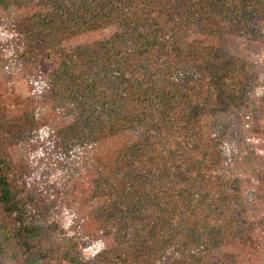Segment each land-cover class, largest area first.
Segmentation results:
<instances>
[{"label":"trees","instance_id":"obj_1","mask_svg":"<svg viewBox=\"0 0 264 264\" xmlns=\"http://www.w3.org/2000/svg\"><path fill=\"white\" fill-rule=\"evenodd\" d=\"M15 2L30 13L24 14L18 6L2 8L7 18L0 19V31L6 36V44L0 41V60L19 68L24 76H35L37 42L49 46L48 56L56 55V64L44 74L46 95L63 121L55 129V140L101 124L123 106L132 85L123 76L108 72L107 63L124 61L134 63L140 83L134 99L144 108L145 117L153 120V132L171 137L186 133L214 106H228L239 97L230 84L231 69L220 65L217 51L183 34L186 21L221 17L260 23L264 19V0H74L77 7L71 10L48 9L59 0ZM96 30H110L108 42L114 46L106 58L74 41L77 33ZM6 46L12 47L10 54ZM142 58L141 62L134 60ZM4 65L0 71H6ZM12 83L0 78V237L25 256L45 260L52 242L31 235L38 223L60 213L64 203L60 194L50 195L57 194L55 189L45 192L41 185L28 184L30 171L21 169L22 165L17 168L10 153L12 146L34 141L49 117L39 113L35 99L16 94ZM137 143L126 142L106 157L95 156L92 169L87 170L86 198L91 197L101 210L105 231L127 241L131 261L205 264L193 254L189 238L165 234L166 227L179 217L181 202L168 187V167L157 157L136 161L141 151ZM89 218H96L95 212ZM255 242L250 235L246 244L252 249ZM129 253L123 247L111 256L101 252L96 264H126Z\"/></svg>","mask_w":264,"mask_h":264},{"label":"rangeland","instance_id":"obj_2","mask_svg":"<svg viewBox=\"0 0 264 264\" xmlns=\"http://www.w3.org/2000/svg\"><path fill=\"white\" fill-rule=\"evenodd\" d=\"M58 3L48 9L77 7L74 0ZM17 6L15 0H0V19L7 18L2 8ZM20 8L24 14L30 13L27 7ZM184 28L188 39L199 38L206 47L217 51L220 65L231 69L230 84L239 97L228 106H214L186 133L173 137L155 134L153 120L145 117L144 108L136 104L134 92L140 83L133 61L107 63L108 72L118 78L123 76L132 85L123 106L105 122L87 127L73 137L56 136L55 140V129L63 121L52 109L53 100L46 95L44 74L56 64V55L48 56L49 46L36 41V66H32L37 71L35 76H24L19 68L0 60V65L6 66V71L1 69L0 78L13 82L16 94L35 99L33 104L39 105V113L49 117L39 135L33 136L34 141L28 139L20 146H12L10 155L16 167L22 165L21 169L30 171L28 184L33 188L41 185L48 190L45 192L55 189L57 194L50 195L60 194L64 203L60 213L50 221L38 223L31 235L32 239L46 237L52 242L47 259L25 256L2 236L0 264H53L61 260L96 264V255L101 252L111 256L123 247L129 253L127 241L105 231L101 210L91 197L86 198L87 170L92 169L95 156L106 157L126 142H138L141 151L137 162L157 157L171 172L168 187L182 209L166 227L167 236L189 238L193 254L203 258L205 264H264V19L246 23L221 17L192 18ZM1 32L0 41L6 44ZM76 35V43L95 49L105 58L113 49L114 44L108 42L110 30ZM9 47L6 46L7 54L12 51ZM134 60L141 62L143 58ZM9 106L15 107L12 102ZM26 159L31 170L25 165ZM93 212L96 218L88 219ZM250 235L256 239L252 249L246 244ZM126 258V264H139L131 261L134 258L130 253Z\"/></svg>","mask_w":264,"mask_h":264}]
</instances>
